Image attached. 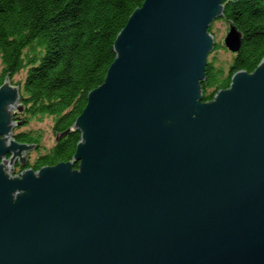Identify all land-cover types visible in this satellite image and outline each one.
Returning <instances> with one entry per match:
<instances>
[{
    "label": "water",
    "instance_id": "obj_1",
    "mask_svg": "<svg viewBox=\"0 0 264 264\" xmlns=\"http://www.w3.org/2000/svg\"><path fill=\"white\" fill-rule=\"evenodd\" d=\"M224 9L145 0L132 13L72 160L15 178L0 164V264H264V58L203 98ZM224 44L241 49L233 24ZM21 101L6 76L0 158L34 149L13 138Z\"/></svg>",
    "mask_w": 264,
    "mask_h": 264
},
{
    "label": "trees",
    "instance_id": "obj_2",
    "mask_svg": "<svg viewBox=\"0 0 264 264\" xmlns=\"http://www.w3.org/2000/svg\"><path fill=\"white\" fill-rule=\"evenodd\" d=\"M144 1L0 0V85L6 76L13 82L25 71L24 79L14 83L21 87L23 109L31 116L54 117V132L62 135L45 163L72 160L81 139L73 125L89 92L105 81L116 58V37ZM224 5L219 20L240 30L242 46L227 72L208 61L204 101L228 88L235 72H252L264 58V0H224ZM23 135L36 142L34 133Z\"/></svg>",
    "mask_w": 264,
    "mask_h": 264
},
{
    "label": "flooded vegetation",
    "instance_id": "obj_3",
    "mask_svg": "<svg viewBox=\"0 0 264 264\" xmlns=\"http://www.w3.org/2000/svg\"><path fill=\"white\" fill-rule=\"evenodd\" d=\"M14 84V83H13ZM31 115L25 110H15L13 114L14 122L16 123L13 128V138L20 144H29L34 147L32 150H24L20 153L17 149L15 152L8 153L5 157L0 158V164L6 162L7 174L10 178L22 177L28 170H32L35 175H39L41 169L49 166H55L58 163H45V155L54 148L62 138L58 132H54V143L52 146L47 147L42 141L43 132L41 130L27 129L31 120ZM37 117V116H34ZM34 133L36 142H29L23 134ZM14 158V159H13ZM13 159V161H12Z\"/></svg>",
    "mask_w": 264,
    "mask_h": 264
},
{
    "label": "rangeland",
    "instance_id": "obj_4",
    "mask_svg": "<svg viewBox=\"0 0 264 264\" xmlns=\"http://www.w3.org/2000/svg\"><path fill=\"white\" fill-rule=\"evenodd\" d=\"M213 34L215 36L216 44H218V48L215 49L212 53H210L208 57V61H211L215 69L223 68L227 72L229 69V65L231 64L234 53L231 52L224 44V39L229 30V22L224 20H216L213 24ZM2 61L0 58V78L2 76ZM25 71H21L19 74L13 77V83H17L24 79ZM30 124L27 129L31 130H41L43 132L42 141L47 144V147H50L54 143V117L52 116H39V117H30Z\"/></svg>",
    "mask_w": 264,
    "mask_h": 264
}]
</instances>
